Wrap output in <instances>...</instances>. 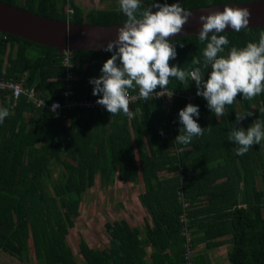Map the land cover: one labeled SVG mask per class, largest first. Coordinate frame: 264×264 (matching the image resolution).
<instances>
[{
	"label": "trees",
	"instance_id": "16d2710c",
	"mask_svg": "<svg viewBox=\"0 0 264 264\" xmlns=\"http://www.w3.org/2000/svg\"><path fill=\"white\" fill-rule=\"evenodd\" d=\"M250 1L256 0H158L179 2L187 10ZM0 2L74 25H120L127 19L119 8L93 9L84 18L74 6L67 20L64 0ZM154 2L141 0L142 10ZM261 32L264 28L220 33L230 42L221 55L258 43ZM170 43L177 51L171 65L191 71L199 59L207 80L206 43L198 35ZM70 56L67 68L56 49L0 35V78L32 89L46 104L63 103L65 91L70 100L96 102L89 81L101 75L112 53L70 51ZM161 90L158 86L155 92ZM163 91L175 94L170 105L163 97L140 98L130 103L133 118L123 112L111 116L104 107L61 109L53 118L24 96L14 99L1 92L0 108L10 114L0 123V253L19 261L32 256L38 264H211L207 252L228 243L229 264H264V141L239 155L228 138L235 125L247 130L257 120L264 123V93L252 100L238 94L217 118L191 78L187 84L170 78ZM138 93V88L130 90V95ZM189 103L199 106L194 119L205 131L179 144V111ZM96 179L103 188L116 181L140 185L138 202L148 218L143 233L125 219L104 223L106 247L92 248L80 237L77 257L67 236L79 216L81 195ZM201 244L205 250L196 252Z\"/></svg>",
	"mask_w": 264,
	"mask_h": 264
},
{
	"label": "clouds",
	"instance_id": "9594fccd",
	"mask_svg": "<svg viewBox=\"0 0 264 264\" xmlns=\"http://www.w3.org/2000/svg\"><path fill=\"white\" fill-rule=\"evenodd\" d=\"M153 8L157 10L153 11ZM119 10L127 19L118 28L117 39L110 41L104 49L112 56L103 64L101 75L89 81L94 85L93 95L99 97L97 104L111 116L123 112L133 118L130 103L135 98L130 96V90L138 88L140 98L147 100L156 94L158 86L164 90L170 78H176L182 84H187L189 78L195 81L196 94L207 100L208 107L217 118L225 114L226 106L232 105L238 94L252 100L264 93V32L260 33L258 43L249 42L239 49L232 47L227 56L221 55L230 42L220 33L227 28L239 32L248 27L252 16L248 8L226 6L223 11L200 16L202 27L198 37L201 43H206L202 53L203 68H211L207 80L199 67V59L194 60L198 66L191 71L170 63L177 57L176 47L170 43V38L182 31L192 11L179 2L161 4L158 0L143 10L141 0H119ZM161 93L156 95L161 96ZM167 96L171 98L173 93ZM58 108L59 105L53 103L52 111ZM9 114L7 108H0V123ZM246 114L252 115L250 112ZM246 114L237 115V122L242 121ZM199 116V106L191 103L179 111L183 127L175 139L177 143L186 145L193 137L204 134L205 128L194 119ZM228 138L238 145L237 153L243 155L253 145L264 141V123L257 120L247 130L235 125Z\"/></svg>",
	"mask_w": 264,
	"mask_h": 264
},
{
	"label": "water",
	"instance_id": "95a60500",
	"mask_svg": "<svg viewBox=\"0 0 264 264\" xmlns=\"http://www.w3.org/2000/svg\"><path fill=\"white\" fill-rule=\"evenodd\" d=\"M226 6L246 7L251 11L250 23L244 29L264 28V0H256L190 10L193 14L188 23L170 39L198 35L202 27L200 16L223 11ZM122 25H74L37 16L0 2V33L56 49L59 54L65 51H105L107 44L117 39V30ZM226 31L233 30L227 28Z\"/></svg>",
	"mask_w": 264,
	"mask_h": 264
},
{
	"label": "rangeland",
	"instance_id": "374dc122",
	"mask_svg": "<svg viewBox=\"0 0 264 264\" xmlns=\"http://www.w3.org/2000/svg\"><path fill=\"white\" fill-rule=\"evenodd\" d=\"M109 4L110 3L106 6ZM109 8H119V0H115ZM65 53H67L68 56L70 55L69 51H65L62 54L65 55ZM189 96L190 95L186 93V98ZM51 170L53 176L56 177V173L58 172H56L53 167ZM159 175L164 177L167 176V174L163 172H159ZM259 186L262 187V184L258 181V187ZM141 191L142 187L140 185H129L120 183L119 181L108 188H103L100 186L99 180L96 179L94 186L81 195L79 216L74 220V228L70 230L67 236V243L74 255L79 257L78 242L80 237H83L92 248L102 249L106 247L108 243V237L104 231V223L106 222L110 223L115 220L125 219L130 225L138 228L140 232L143 233L144 223L148 216L138 203V194L141 193ZM226 248L227 246L219 251L221 254H218V257L222 256V259L225 258ZM196 249V252L199 253L205 250L204 248H200V246ZM0 264L38 263L32 256L31 258L19 261L5 253H0Z\"/></svg>",
	"mask_w": 264,
	"mask_h": 264
},
{
	"label": "built area",
	"instance_id": "2783aa9c",
	"mask_svg": "<svg viewBox=\"0 0 264 264\" xmlns=\"http://www.w3.org/2000/svg\"><path fill=\"white\" fill-rule=\"evenodd\" d=\"M68 12L71 13L72 10L68 9ZM0 35H5V34L0 33ZM3 38H5V37H3ZM62 64L64 67H67V68L71 67V65H72L71 56L70 55L68 56L67 53H65V55H64ZM67 78L72 79L70 72L67 74ZM0 91L1 92H9L15 98H18L20 96L26 97L27 100L29 102H31L36 108H44L49 114H51L53 116V118L58 117V115H59L58 113L61 109L69 110L71 108L88 109V108H101V107H103V106L97 104V102L70 100L69 97H70L71 93L69 91H65L63 93V97H64L63 103H61L59 101L53 102V103H57L59 105V108L55 112H53L52 111L53 103L52 104H46L45 102H43V100L41 98L36 97V95L34 94V91L32 89L23 88L21 86V84L16 83L14 81H8L5 79H0ZM155 93L156 94L161 93V96H157L156 94H154L153 96H151L149 98H162L163 97L166 99V103L169 105L172 103V98L175 95L171 91H163V90L155 92ZM172 93H173V96L171 98H169L167 95H171ZM130 96L135 98L131 101V103L140 99L139 93L136 95H130ZM187 99H188V101H190L192 99V97L189 96V97H187ZM187 240L189 241V239H187ZM189 256L190 255H188L186 257H189Z\"/></svg>",
	"mask_w": 264,
	"mask_h": 264
},
{
	"label": "crops",
	"instance_id": "0c3cea01",
	"mask_svg": "<svg viewBox=\"0 0 264 264\" xmlns=\"http://www.w3.org/2000/svg\"><path fill=\"white\" fill-rule=\"evenodd\" d=\"M114 1L115 0H92V1H90V0H64L63 14L67 20L71 19V17L74 14V6H77V7H80L82 9L83 15L85 18L87 13L93 9H96V10L110 9L109 6H112V3ZM108 3H110V4L108 6H106ZM91 5H94L95 7L91 6ZM68 9H71L72 12L69 13ZM14 50H15V48H14ZM0 79H3V78H0ZM16 83H18V82H16ZM0 93H1V91H0ZM7 93H9V92H7ZM3 94L5 97H8V94H6V93H3ZM11 96H12V94H11ZM13 98L16 99L15 97H13ZM129 185H133V184H129ZM143 230H144V228H143ZM199 246H200V248H204L203 244H201ZM226 246H227V248L225 249L226 251L224 250L225 251V258L222 259V256L218 257V254H221L219 251L224 249ZM228 248H229L228 243H225L220 247H217V248H214L213 250L208 251L207 254H208V257H209L211 264H229L227 257H226Z\"/></svg>",
	"mask_w": 264,
	"mask_h": 264
}]
</instances>
